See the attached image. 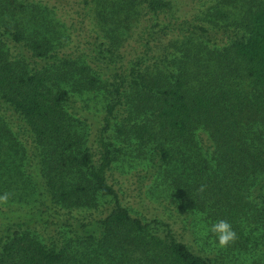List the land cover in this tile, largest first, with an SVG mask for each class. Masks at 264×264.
<instances>
[{
  "label": "rangeland",
  "instance_id": "obj_1",
  "mask_svg": "<svg viewBox=\"0 0 264 264\" xmlns=\"http://www.w3.org/2000/svg\"><path fill=\"white\" fill-rule=\"evenodd\" d=\"M105 1L0 0L4 60L13 62L16 74L48 72L53 76L49 87L69 91L67 121L57 139L50 131L39 134L7 97L13 92L11 83L0 85V196L9 195L6 204L0 203V228L12 218L23 221L32 215L29 228L39 231L48 245L68 249L64 264H151L152 255L138 247L130 254L128 247L103 235L91 240L75 233L52 206L50 180L59 184L80 175L77 165L64 170L61 163L58 152L66 138L90 147L95 159L103 139L112 143L115 156L109 182L133 216L168 223L177 239L213 264H264V169L257 174L247 161L223 162L207 134L199 132L169 141L159 134L171 150L170 162L161 163L158 142L143 143L129 131L155 118L138 98L133 81L137 73L167 83L174 82L175 73L185 77L192 93L203 91L219 100L218 113L227 117L226 107L232 111L241 146L247 143L248 149L264 152V105L256 109L248 100L253 84L231 52L242 33L241 14L264 0H168L171 6L158 13L142 3L114 12L111 6L120 0H109L102 9ZM217 9L228 17L212 21ZM19 29L25 39L17 42L11 34ZM38 38L53 44L58 60L36 56L30 42ZM60 72L66 80H57ZM91 77L96 78L94 88ZM82 84L86 88L79 91ZM109 104H114L112 114ZM242 194L245 202L238 200ZM114 203L107 197L93 215L107 213ZM221 219L238 237L226 248L213 235H204L205 226Z\"/></svg>",
  "mask_w": 264,
  "mask_h": 264
},
{
  "label": "trees",
  "instance_id": "obj_2",
  "mask_svg": "<svg viewBox=\"0 0 264 264\" xmlns=\"http://www.w3.org/2000/svg\"><path fill=\"white\" fill-rule=\"evenodd\" d=\"M106 2L110 1H105L102 9L108 8ZM140 3L147 4L155 13L171 6L168 0H120L111 7L114 12H119L132 9ZM100 14L104 16L103 11ZM217 17L227 18L228 13L217 9L210 18L215 21ZM238 20L242 33L233 42L231 52L244 75L253 84V89L250 90L252 95L248 100L254 108L261 109L260 105H264V3L246 8ZM200 28L204 30V27ZM11 36L17 42L25 39L20 29ZM30 47L38 57L59 59L58 54L53 51V44L46 38L33 39ZM4 61L0 46V85L11 83L13 88L12 94L6 93L7 97L23 112L39 134L47 135L50 131L59 139L67 121L64 106L69 100V91L63 88L55 91L49 87L47 82L53 76L48 72L36 70L30 73L23 70L16 74L13 71V62ZM64 64L71 66L68 60ZM64 74L60 72L57 80H66ZM171 74L174 82L167 83L160 78L149 79L145 74L137 73L133 81L138 98L140 102H146L155 118L152 123L133 125L129 129L130 133L143 143L146 140L158 142V160L166 164L170 162L171 150L161 141L159 134L168 141L195 136L198 132L201 135L207 134L216 152L223 157V162L247 161L250 167H246L260 173L264 169V152L252 151L247 148V143L241 146L237 142L239 140L234 130L236 123L231 121L234 115L232 111L225 106L227 117L218 113L215 102L219 100L203 91L192 93L183 75L178 77L175 73ZM89 84L92 88L96 87V78L91 77ZM84 88L86 85L82 84L78 90L82 91ZM113 110L114 104H109L108 113L112 114ZM63 146L58 155L62 159L64 170L70 165H77L80 172L77 178L65 179L59 184L53 179L50 180L52 206L59 208L56 213L59 218L64 217L61 218L66 226L91 240L103 235L110 241L128 247L126 251L131 250L130 254L137 253L138 247L141 253L152 255L149 258L151 264H213L210 258L194 252L185 242L177 239L168 223L158 220L145 222L141 217L133 216L120 202L117 190L108 179V171L115 160L112 143L101 140L97 159L90 147L78 146L71 138H66ZM67 149L71 152L67 153ZM107 197L115 200L114 205L107 213L93 215L92 211ZM238 200L245 202L246 196L242 194ZM53 207L50 209L55 210ZM31 216L23 221L12 218L6 225L1 226L0 248L3 251L0 263L7 264L12 261L14 264H64L69 258L68 249L64 246L48 245L39 231L29 228L33 221ZM62 225L64 226L61 224L60 227Z\"/></svg>",
  "mask_w": 264,
  "mask_h": 264
},
{
  "label": "clouds",
  "instance_id": "obj_3",
  "mask_svg": "<svg viewBox=\"0 0 264 264\" xmlns=\"http://www.w3.org/2000/svg\"><path fill=\"white\" fill-rule=\"evenodd\" d=\"M203 190V186L201 187ZM9 195L5 193L0 196V203L6 204L8 202ZM211 234L216 238L218 246L220 248H226L231 243L235 242L238 238L236 231L233 229L232 225L227 220H218L212 223L210 226H205L204 235Z\"/></svg>",
  "mask_w": 264,
  "mask_h": 264
}]
</instances>
